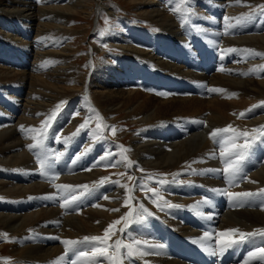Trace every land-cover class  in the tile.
Here are the masks:
<instances>
[{
	"label": "bare ground",
	"instance_id": "6f19581e",
	"mask_svg": "<svg viewBox=\"0 0 264 264\" xmlns=\"http://www.w3.org/2000/svg\"><path fill=\"white\" fill-rule=\"evenodd\" d=\"M259 1L144 0L137 11L156 24L160 33L129 26L126 34L108 35L111 44L124 54L115 62H107L110 68L102 66V74L94 68L98 77L93 76L91 85L88 75L82 77V81L80 77L70 78L76 68L69 67L73 55L68 30L71 17L91 14L88 10L94 0H38L36 3L33 0H0V43L8 42L17 53L13 61H8L4 52L0 54V61L3 59L9 65L8 68L0 67V232H6L13 239L15 264H73V261L83 264L77 250L90 253L94 245L79 243L66 250L62 241L102 237L101 233L110 224L121 220L129 211L133 216L126 227L123 221L115 225L118 228L112 243L118 239L124 244L139 242L135 247L146 254L128 257L126 249H121L123 264H218L210 255L213 245L223 247L222 241L229 239L220 233L229 229H239L243 233L264 229V206L256 210L243 209L242 197L225 195V192L251 193L247 196L248 202V197L264 192V136L255 140L248 138L250 147L239 164H257L258 168L243 183H234V176L229 177L224 172L225 160L220 156L224 145L215 143L219 136L224 141L232 134H221L215 140L211 136L214 130L229 125L249 133L264 126V71L261 70L264 69V56L251 55L247 51L264 53V7L259 6ZM103 11L116 15L113 7L96 1L95 12ZM187 23L192 24L195 38ZM29 33H34L31 42ZM31 55L33 64L26 61ZM133 56L158 72L161 85L174 88L179 81L182 85L177 91L179 96L130 91L129 85L137 86L140 80L139 87L143 79L144 84L152 82L140 65L131 60ZM49 61L53 65L42 64ZM17 64L20 69L14 66ZM26 66V71L21 69ZM211 68L217 72L211 74ZM120 70L121 75L114 72L120 73ZM114 75L120 80L113 79ZM201 93L204 96L198 97ZM90 95L96 107L104 111V114L99 111L103 115L129 111L126 119L139 118L141 128L132 137L129 147L115 143L109 132L105 135L92 127L98 112ZM53 111L56 115L45 127L44 122ZM75 111L83 112L85 120L71 119ZM181 114H190L192 118L185 119ZM85 121L88 126L77 131ZM21 126L24 129L43 128V132L33 139L36 133L22 131ZM54 137L53 147H45L44 142L49 143ZM258 139L263 147L255 148L251 154ZM37 140L42 143L30 150L29 145L36 144ZM75 141L78 143L73 148L71 145ZM84 142L87 148L83 147ZM244 142L243 137L236 141L241 145ZM40 160L45 161L43 168ZM110 166L135 173L132 195L128 194L127 180H105L104 171ZM140 168L148 172L174 173L165 180H155L140 177ZM245 169L246 166L243 171ZM155 184L161 186V191L159 189L158 195L152 196L157 197V205L162 209L171 213L175 209L192 210L191 214L179 210L184 212L183 218H187L185 223L172 219L171 229L164 232L168 239L172 236L171 239L177 241L171 249L167 248L165 236L157 238L161 236L162 222L157 224L158 229L152 224L142 225L147 221L144 215H148L153 197L139 199L137 193L141 187L150 188ZM57 185L71 187L62 189ZM199 185L217 190L211 193L206 188L196 189L197 195L211 200L210 204L189 192L188 189ZM129 197L131 202L126 205ZM226 198L231 208L226 206ZM7 204L24 208L8 210L4 207ZM168 204L179 207H168ZM209 211L217 215L213 217ZM221 212L224 215H220ZM200 215H210L217 222L213 235L203 233H208L209 229ZM155 217L161 218V213ZM257 237L263 243L261 247L256 244ZM231 238L239 239V236ZM246 239L255 245V251L258 247L264 248V236ZM182 244L189 248L185 251L189 256L199 251L203 261L179 255ZM237 263L236 259L232 262ZM92 264L111 262L98 257ZM247 264L261 262L253 258Z\"/></svg>",
	"mask_w": 264,
	"mask_h": 264
},
{
	"label": "rangeland",
	"instance_id": "374dc122",
	"mask_svg": "<svg viewBox=\"0 0 264 264\" xmlns=\"http://www.w3.org/2000/svg\"><path fill=\"white\" fill-rule=\"evenodd\" d=\"M38 0H33V3H36ZM97 2H101L104 4H108L111 7L114 8L116 15H110L107 12L103 11L101 13L95 12V4ZM144 0H94V2H92V4H90V8L88 10L89 13H91L89 16H87L86 14H78L77 16H73L70 18V26H69V34L70 36H68L70 38V44H71V55H73L70 59L71 64H69V67L72 69L76 68V72L74 74H72V77L79 79L80 77V81H82V77L84 76H89V80L88 83H93V81H91V79L93 78V76H97L98 74H102L103 70H101V67L104 66L106 69L110 68L111 66L109 64H107V62L111 63V62H115L117 60H119L121 58V56L124 54L121 49L119 48H115L113 46V44H111V42L108 40V35L110 34H126L128 32V27H133L139 31H149V32H153L155 34L160 33V28L154 24L152 21H149L147 18H144L142 16H140V11H137L140 6V2H143ZM259 6H264V0H260L259 1ZM7 20V19H6ZM152 22V23H151ZM129 23V24H128ZM187 28H189L191 30V23H187L186 24ZM125 32V33H124ZM34 33H29V41L31 42L33 40V35ZM191 34L192 36L195 38L196 34L191 30ZM202 43V42H201ZM20 47H23L21 45H19ZM200 47V44H199ZM198 47V49H199ZM12 49V51H11ZM7 50H10V52H7ZM7 55L8 61H13L16 56L17 53L16 51L14 52L11 44H9L8 42H2L0 43V54L3 53ZM91 53H94V55H91ZM197 55H199V53H197ZM18 59L21 60L22 62V58L21 56L19 57L18 54ZM199 58V56H198ZM69 59V58H68ZM107 60V61H106ZM131 60L136 61L139 65L140 68L142 70L145 71V73L147 74V76L149 77V80L152 79L151 83H149L148 85L145 83L144 84V79H143V84L142 86H138V84H140L142 81H138L137 82V86L134 85H129V89L130 91H137V90H142L145 93H151V94H155V95H160L161 93H165L168 95H174L175 97H178L179 95L177 94V91L179 88L182 87L181 83L179 81H177L175 83L174 88L168 86V85H161V76L158 74V72H154L149 65L147 66V64L145 65L144 62H142L141 58H136V56H133L131 58ZM193 60V59H191ZM27 63H31L33 64V58L32 55L31 57L29 56V58H26ZM194 61V60H193ZM202 62V60H200ZM3 61V59L0 61V67H5L8 68ZM195 62V61H194ZM2 63V64H1ZM46 63V62H45ZM12 64V63H11ZM44 66H49V65H53V62L49 61L48 63L44 64L42 63ZM100 64V65H99ZM143 65V66H142ZM230 65V63H229ZM15 67H17L18 69H20V66L14 65ZM43 66V67H44ZM208 66H210V64H208ZM52 66H50L51 68ZM94 68H98L100 71H98V74L96 73L95 75V69ZM24 69L25 71L28 69V67H24L21 68ZM22 70V71H24ZM211 70L213 71V69L211 68ZM217 70V69H216ZM151 71V72H150ZM116 74L121 75L122 71L120 70V73H117L116 71H114ZM217 71H213L211 72V74H215ZM104 73H106V71H104ZM152 73V74H151ZM155 73V74H154ZM115 74V75H116ZM154 74V75H153ZM210 74V73H209ZM74 75V76H73ZM113 76L112 78L115 79L116 81L119 79V76ZM160 79V81H159ZM111 78H108V81H110ZM108 85H112V84H108ZM193 86V85H191ZM196 86V85H195ZM156 87V88H155ZM114 89V88H113ZM158 90V91H156ZM75 94V93H74ZM78 95H81V93H78ZM75 96V95H74ZM84 96L87 97L86 94H84ZM193 96H197V94H194ZM204 93L199 94L198 97H203ZM91 103L95 106V110H97L98 115H97V120L93 123V128L100 130L103 134H107V132H109L111 134V137L113 139V141H115V143H121L122 146H127L129 147V143L132 140V137L140 130L141 125L138 123V119L136 120H132L131 119H126L128 118V112L126 111L123 113L121 112L120 114L114 115V116H107V115H103L104 111H101L99 108L96 107V103L93 100V96L89 97ZM13 103V101H12ZM17 103V102H16ZM20 104V103H18ZM102 112V113H99ZM126 113V114H125ZM127 115V116H125ZM182 115V114H181ZM260 114H258L257 116H259ZM74 117V118H73ZM102 118V125L103 127L101 129L97 128V124L101 123V120L99 118ZM106 117V118H105ZM182 117H184L185 119H191V115L190 114H184L182 115ZM71 119H75V120H82L84 121L85 119L83 118V112L81 111H75L71 113L70 116ZM134 123H138V124H134ZM65 127V126H64ZM116 129V133L115 135H113L111 129L112 128ZM53 131V130H52ZM50 135H52V132H49ZM48 135V136H50ZM83 135V134H81ZM84 138V137H83ZM109 138V136H108ZM223 137L219 136L218 140L222 141ZM51 140V139H50ZM55 137L53 138L52 141H45L44 142V146L45 147H49L50 145L53 147L54 145V141ZM77 141V139H76ZM73 142L71 146L76 147V143L78 142ZM112 141V140H111ZM53 142V144H51ZM216 144H219L218 142H215ZM257 143V142H255ZM84 148H87L86 143L84 142L83 144ZM53 166V164H52ZM121 172V174H120ZM140 177H150V178H155V180L159 179V180H165L167 177H171L174 173V171H170V172H161V171H146L145 169L140 168L139 172ZM154 173V174H153ZM252 172H250L246 179H248L251 176ZM131 175V176H130ZM104 178H113V179H123L124 181H128V185H127V191L129 195H132V191L134 189L135 186V173L130 172L128 170H119V168H116L114 166H110L107 169H105L104 171ZM237 177V176H236ZM149 182H147L148 184ZM147 187H141L139 193H137V197L139 199H143L145 197H153L151 199L152 204H149V207H151L149 209V213L148 215H144V217L147 219V221H145V223H142L143 226H150L151 224L157 227V224H161V222L163 223V225L161 226V236L157 237L158 239L160 238H167V235L164 234V232L168 233V230L171 229V227H169V225H171V220L174 219L176 221H185L187 218H183L182 214H184V212H179L180 211H186L189 214L192 213V210H182V209H175L172 213L171 211H167L162 209L160 206L157 205V201H156V196H152L153 193L152 191H150V189H155L156 192L161 191V186L159 184H155L152 185L150 188ZM198 188H206L207 191L209 192H214L217 191L215 189L209 188L205 185H199L196 186L195 189H188L190 193H195L196 194V189ZM131 190V191H129ZM92 192V191H89ZM108 194V193H107ZM218 196H220L221 199H223V201H225V197L221 194L220 192L217 193ZM199 196V198L201 200H204L206 202H208L210 204V201L207 196H200V195H195L194 197ZM190 199V198H187ZM177 200H179L177 198ZM9 205V204H7ZM4 206L6 207V209L8 210H13V209H20V208H24V206L22 207H12L11 205L9 206ZM240 207H238L237 209H239ZM254 210V209H252ZM8 212V211H6ZM211 213V215L214 217L217 215L216 212L214 211H209ZM159 213H161V218H157L155 216H157ZM220 215H224V212H221ZM182 217V220L179 219V217ZM200 220L203 222V224L206 226V229H209V232H203L206 233L208 235H213L212 232L213 230L216 228L217 222H214V220L211 218L210 215H200L199 216ZM185 223V222H184ZM117 226V225H116ZM118 227H115V230L117 231ZM4 231L0 232V234H3ZM200 232V231H198ZM6 233V232H4ZM105 233V230L103 231V233H101V236L103 237ZM211 233V234H210ZM7 234V233H6ZM164 234V235H163ZM165 236V237H164ZM8 239H2L0 238V264H15L17 258L15 256H13V248L12 246L14 245L13 239L7 234ZM115 237V235H111V238L109 240V243H112L113 238ZM11 238V239H10ZM238 240V239H237ZM198 246V245H197ZM1 247H4L3 249H1ZM214 247V245H213ZM198 248H200L198 246ZM82 249V248H81ZM201 249V248H200ZM202 251H204L203 249H201ZM79 252H81L82 250H77ZM206 252V251H204ZM207 253V252H206ZM210 255H212V253H210ZM70 262L73 261V259L68 258Z\"/></svg>",
	"mask_w": 264,
	"mask_h": 264
},
{
	"label": "snow or ice",
	"instance_id": "6c2138e0",
	"mask_svg": "<svg viewBox=\"0 0 264 264\" xmlns=\"http://www.w3.org/2000/svg\"><path fill=\"white\" fill-rule=\"evenodd\" d=\"M237 3L240 2V0H236ZM264 7V6H261ZM249 54L251 55H260L264 56V53H257L255 50H247ZM264 71V69H261ZM209 91H223L220 89H209ZM166 95V94H162ZM233 96L236 95L235 93L232 94ZM59 105L57 106V110L59 109ZM56 115V111H53L52 115L49 117L48 121L44 122V126L46 127L49 122L54 119ZM98 115V114H97ZM243 115V114H241ZM99 118V117H98ZM101 120V123L97 124V128L101 129L103 127L102 125V118H99ZM88 126V121H85L83 124L79 125V128L77 131H79L80 128H85ZM22 131H28L31 133H36V135H33V139H37V135H40L43 132V128L41 129H24L23 126H21ZM113 135L116 133V129L113 127L111 129ZM225 133H231L232 135L224 141L217 140L218 143H223L222 150L220 152V156L224 158L225 160V169L224 172L229 175V177H232L236 175L240 171V165L239 161L244 158L245 153L247 152L248 148L250 147L249 137H251L252 140L257 139L260 136H264V126L258 129H254L252 133L249 132H242L237 129H233L231 125H229L227 128L223 129H216L211 133L212 138L215 140L219 135L225 134ZM75 135V133H74ZM243 137L244 138V144H237L236 141ZM42 143V140H37L36 144L29 145V149H33L38 147ZM125 152L128 151L127 149L124 150ZM232 157H236V159H232ZM126 158V157H125ZM41 167L43 168L45 166V161L40 160ZM129 166H131V162H129ZM55 179V178H54ZM107 178H105L106 180ZM100 183H104V180L100 181ZM161 183H164L161 181ZM58 188L62 189H68L71 186L69 185H57ZM87 189V186H84ZM131 191V190H129ZM152 191L153 195H158L155 189H150ZM264 191V190H262ZM225 195H229L233 198L235 197H247L252 195L251 193H228L225 192ZM107 199V197H105ZM131 202V197H129V200L126 201V205ZM167 203V202H165ZM159 206V205H158ZM168 207H179L178 205H171L168 204ZM99 207V205H97ZM141 208L143 206L141 205ZM113 211H118V209H113ZM133 216V212L129 211L126 216L122 217L121 220H116L113 222V224H110L107 229H105V233L103 237L100 236H90L85 237L83 241H73V240H64L62 243L65 245L66 250H71L73 246L79 244V243H91L93 244V248L89 252H79L78 257L82 259L83 264H92L93 261H95L98 257H104L108 261L111 262V264H123V254L121 253V249H126V255L128 257L133 256L134 254L138 255H145L146 253H143L139 251L135 247L136 243H130V244H124L121 240H116L114 243H109V240L111 238V235L116 234L115 225H118L121 223V221L124 222L125 227L127 226L128 222L130 221V218ZM238 234L239 239H232L231 237ZM220 236H228L229 239L226 241H222L223 247L221 248V251L224 250L226 247H231L234 244H237L239 242H243L246 238L260 235L264 236V229H257L254 233H243L239 229H229L226 233H220ZM0 238L2 239H8L7 234L3 233L0 234ZM58 239V237H57ZM114 249V253L110 252V250ZM258 258L261 262V264H264V248H259L257 251L251 252L249 254V259ZM62 259V258H61ZM58 264V262H56ZM73 264H80V261H73ZM247 264V262H246Z\"/></svg>",
	"mask_w": 264,
	"mask_h": 264
}]
</instances>
